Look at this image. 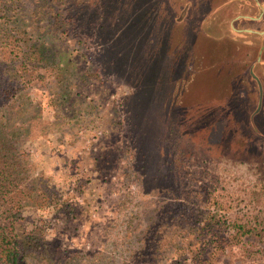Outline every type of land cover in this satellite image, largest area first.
<instances>
[{"label": "rangeland", "instance_id": "1", "mask_svg": "<svg viewBox=\"0 0 264 264\" xmlns=\"http://www.w3.org/2000/svg\"><path fill=\"white\" fill-rule=\"evenodd\" d=\"M206 1L163 0V32L153 46L160 48V64L166 76L139 89L134 85L123 87L116 81L110 92H100L95 86L83 92L92 96L85 106L91 105L95 94H100L97 102L104 97L110 100L98 109L99 114L85 113L94 123L91 127L79 126V136L75 124L68 126L62 135L68 137L63 142L72 137L69 143L79 144L76 148L67 147L80 151V155H75L79 157V171L64 170L52 159L61 148L56 135L49 146L45 142L47 136L25 143L24 152L36 188L47 198L58 193L67 195V187L63 186L71 183L72 173L82 181L95 180L97 188L86 186L83 196L72 200L70 205L76 206L75 210L87 208L77 216L71 209L59 211L47 198L37 203L27 201L23 209L25 218L18 224L24 239L37 226H42L43 221L44 226L48 221L52 226L46 224L47 232L71 227L68 240L73 242L67 240L61 246L66 253L64 264H125L141 247V237L156 221V212L146 210L141 203L139 156L131 147L130 130H118V109L129 104L127 109L134 112V123L150 128L171 119L165 107L174 98L178 99L181 111L188 113L184 120L187 131L189 127L194 130L191 137L194 143L188 149L197 155L196 177L190 184L196 213L192 226H176L168 231V258L160 264H264V104H260L258 87L249 77L262 40L256 34L237 32L238 21L235 25L233 22L240 15L254 17L259 12L249 10L250 0ZM261 3L264 6V0ZM166 15L177 16L182 32L178 31L177 39L183 43L177 41L176 48L169 46L172 41L164 33ZM200 29H205V36L211 39L199 37ZM256 30L264 31V26H257ZM127 95L131 101L124 100ZM27 110L29 114L33 112L28 107ZM52 112L46 104L47 124L54 119ZM100 125L108 129L104 139L97 128ZM98 144L101 150L94 148ZM112 151L118 166L108 180L98 182L95 158L102 153L110 155ZM101 160L100 164L104 161ZM208 219H214V223L204 228ZM234 223L257 230L239 238L231 228ZM200 252L203 258L199 257ZM42 262L41 258L34 259L33 264Z\"/></svg>", "mask_w": 264, "mask_h": 264}, {"label": "trees", "instance_id": "2", "mask_svg": "<svg viewBox=\"0 0 264 264\" xmlns=\"http://www.w3.org/2000/svg\"><path fill=\"white\" fill-rule=\"evenodd\" d=\"M163 6V0H0V264H33L34 259L40 258L41 264L66 262L61 246L71 235V227L47 232L49 222L44 226L43 221L27 239L19 234L18 224L25 218L24 204L47 198L36 188L24 145L32 138L47 136L45 142L49 146L56 135L61 148L52 159L64 170L79 171L76 156L80 151L67 149L79 144L69 143L72 137L63 142L68 137L62 135L75 124L79 136V126L91 127L94 123L86 114H99L98 109L110 100L104 97L97 102L100 94H95L91 105L85 106L92 96L83 92L93 86L100 92H110L116 81L123 87L134 85L139 89L166 76L160 64V48L153 46L162 36ZM164 22V33L172 41L169 46L176 48L180 31L177 16L166 15ZM212 28L211 25L213 31ZM199 32V37H206L205 29ZM194 40L193 36L191 41ZM131 99L129 95L124 98ZM172 102L165 107L171 119L150 128L134 123V112L127 109L129 104L118 109V130H130L131 147L139 156L141 203L146 210L156 212V221L141 237V247L125 264L166 261L170 248L168 231L176 226H192L195 220L190 184L196 177L197 155L188 149L194 143V130L189 127L187 131L184 120L188 113L181 111L178 99L172 98ZM46 104L54 112L49 124L44 117ZM27 107L33 109L31 114ZM102 126L97 128L104 139L108 129ZM99 144L94 148L101 150ZM95 160L98 182L108 180L118 166L114 152L102 153ZM70 179L71 183L63 186L67 187V195L53 194L47 200L59 211L71 209L77 216L87 208L75 210L76 206L70 205L72 200L83 196L86 186L95 185L96 189L97 185L95 180L82 181L73 173ZM213 223L214 219L206 220L204 228ZM231 228L239 238L257 230L241 223H234ZM55 240L59 243L55 244ZM203 256L200 252L199 257Z\"/></svg>", "mask_w": 264, "mask_h": 264}, {"label": "flooded vegetation", "instance_id": "3", "mask_svg": "<svg viewBox=\"0 0 264 264\" xmlns=\"http://www.w3.org/2000/svg\"><path fill=\"white\" fill-rule=\"evenodd\" d=\"M250 1H251V5H249L248 8H250L249 10L252 12L254 11L253 9H255L256 11L259 12V14H256L257 19H255L256 16L253 17L251 15H240L234 19V21H233L234 25L239 20H244L247 22L248 21L251 22L252 20H255L256 21L255 24L257 26H264V14L262 11L263 8H262V3H261L263 0H250ZM236 31L239 32L238 29H236ZM260 32H262V34H263L262 36H264V31H260ZM260 63H261V65H258L259 69H255V67H253V68L251 67V69H249V77H250V79L254 80L255 85L258 87V91L260 94V102H261L260 104L263 105L264 104V63L262 60Z\"/></svg>", "mask_w": 264, "mask_h": 264}, {"label": "crops", "instance_id": "4", "mask_svg": "<svg viewBox=\"0 0 264 264\" xmlns=\"http://www.w3.org/2000/svg\"><path fill=\"white\" fill-rule=\"evenodd\" d=\"M262 8H263V14H264V6L262 5ZM261 17V16H260ZM257 19V16L256 18ZM259 19V18H258ZM256 21L255 20H252L251 22H247V21H244V20H239L238 21V31L241 33V34H244V35H252V34H256V35H259L260 36V40H262V44H261V50L259 52V54L257 55V57L255 59L252 60V65L251 67H255V69H259L258 65H261V60L263 61L264 63V36H262V32H260L259 30H256V27L257 25L255 24ZM260 27V26H258Z\"/></svg>", "mask_w": 264, "mask_h": 264}]
</instances>
